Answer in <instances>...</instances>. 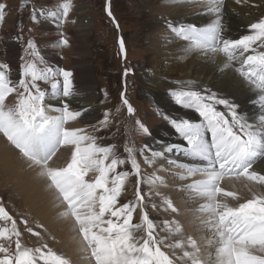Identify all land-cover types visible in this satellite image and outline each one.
Returning a JSON list of instances; mask_svg holds the SVG:
<instances>
[{"label": "snow or ice", "instance_id": "1", "mask_svg": "<svg viewBox=\"0 0 264 264\" xmlns=\"http://www.w3.org/2000/svg\"><path fill=\"white\" fill-rule=\"evenodd\" d=\"M247 2L234 0L235 5ZM185 3L202 8L201 14L212 16L211 23L169 25L171 31L187 42L189 51L205 57L222 54L233 65L238 61L236 71L258 90L260 107L264 108V16L245 25L244 34L233 38L226 22L228 0ZM6 8L0 3V26L5 21ZM73 8V0H62L54 10L32 6L29 18L33 24H50L59 33L57 46L69 47L70 39L63 29L67 23H75L69 19ZM106 11L114 20L110 0ZM20 31L14 37L22 46L19 78H14L9 63H0V134L29 167L38 169L40 177L48 181L56 199L65 206L61 215L74 220L75 230L82 237V250L94 264H264V193L230 206L224 198L240 197L221 187L225 178L242 177L264 188V169L256 167L258 161L264 160V115L258 124L254 123L238 111V103L211 90L174 91L175 102L199 117L198 122L169 120L183 145L161 150L148 143L139 149L125 145L123 151L127 155L121 158L116 145H102L98 141L104 137L95 135L110 128V114L106 111L98 123H88L89 109L72 103L79 94L74 73L51 64L41 55L36 41L25 42L22 28ZM28 31L34 29L30 27ZM119 49L126 59L122 37ZM128 74L125 69V77ZM121 99L128 114L134 116L135 109L124 93ZM52 100L58 101L59 106L51 104ZM75 121L85 126H72ZM135 123L140 134L152 135L143 123ZM62 148L70 151L69 162L64 167L50 166ZM122 166H127L126 170L118 171ZM153 167L155 171L148 176L146 168ZM172 167L182 170L180 180L196 175L205 177L187 188L206 201L200 208L206 213L201 223L211 233L209 246L214 251L202 248L196 238L183 236L185 230L178 220L158 224L150 218V211L158 208L178 212L168 197L158 190L152 191L165 184V178L156 173ZM89 173L93 174L90 179ZM130 177H135L134 198L122 201ZM142 184L149 186L148 192L142 191ZM153 195L161 198L159 206L153 202ZM0 222V264H72L46 242L27 246L25 233L43 239L41 233L29 226L26 217L18 223L2 198ZM161 232L168 235L162 236ZM169 237L174 242H169Z\"/></svg>", "mask_w": 264, "mask_h": 264}, {"label": "rangeland", "instance_id": "2", "mask_svg": "<svg viewBox=\"0 0 264 264\" xmlns=\"http://www.w3.org/2000/svg\"><path fill=\"white\" fill-rule=\"evenodd\" d=\"M61 2L62 0H0V3L7 5L5 21L0 26V63L10 64L14 69L15 79L19 78V57L22 55V46L15 41L14 37L21 34L22 28L25 42L28 39H34L41 50V55L46 60L74 73V84L79 94L74 96L73 100L82 102L83 108L89 109L88 123H98L106 111L110 114L112 121L110 128L102 133H95V135L104 137L98 141L102 145H116L121 158H125L127 155L123 151L125 145H134L139 149L148 143L155 133L163 132L161 130L162 123L158 121H167L164 120L165 117L177 120L189 118L171 109L160 107L159 101L154 99L153 90L149 88L148 84L142 85L138 81L143 80L141 79L143 70L149 67L152 54L159 50L155 45L158 41L157 32L148 27L151 21L149 12L152 4L147 5L141 0H110L111 11L115 18L113 20L107 15L108 0H73L74 8L69 19L70 21L74 20L75 23L69 22L63 29L70 39V46L62 47L57 46V41L60 39L58 30L48 23L33 24L29 18L32 6H43L46 9L54 10ZM155 6L159 7L158 4ZM82 24L88 26L82 28ZM117 24L119 28H117ZM30 27L34 29L31 33L28 31ZM121 37L126 45V59L119 49ZM186 43L177 39L171 41V45H161L160 49H167L174 45L179 46V48L184 45L183 48H185ZM11 47L15 48L12 49ZM125 69L129 70L126 77L124 75ZM136 77L139 79L137 80ZM177 85H192L194 90H211L216 94L219 93L218 90L210 88L207 84L200 85L196 82L183 81L177 82ZM42 86L47 87V85ZM189 89L190 87H187V90ZM122 93L135 109L134 116H130L126 106L123 105ZM137 120L149 129L151 136H143L139 133L135 123ZM73 125L85 126L79 121L72 122ZM89 131L91 130L89 129ZM0 139L3 140V147L0 146V198L3 199L10 214L18 220V223L21 217H26L29 220V226L33 227L35 231H39L43 237L40 239L32 236L31 233H25L27 246L36 247L46 242L58 254L70 259L72 264H94V261L89 259L88 253L82 250L84 247L82 237L80 236L79 241L73 238L76 233L78 234L75 230L74 220L66 219L61 215L65 211V206L56 199V194L50 196L46 195L48 193L42 194L38 191V189L41 190L39 188L41 183L37 178L38 169L29 167L28 163L6 141L2 134H0ZM2 149L7 150L6 153L2 152ZM68 151V149L62 148L50 166H53L57 158L63 157ZM70 155L69 157L64 156L66 157V164L70 160ZM126 167L122 166L118 171L126 170ZM168 167L167 164L164 165V168L167 169ZM154 171V167L146 168L148 176H151ZM181 172V169L172 167L168 171L156 173L165 178V184L158 188L154 187L153 193L156 190L160 191L178 209L177 213L165 212L162 208L150 211V218H154L158 224L161 221L173 219L182 224L180 208H183L187 213L196 214L197 212L201 213V205L206 203L197 192L187 188L194 181L203 180L205 177L196 175L188 180H180L178 176ZM92 175L89 173L87 178L90 179ZM226 179L237 178H225L224 180ZM33 180L38 183L33 182ZM134 180L135 177L129 178V182L126 184V193L121 197L122 201L134 198ZM224 180L221 187L227 191L237 192L235 188H231L232 185L226 184ZM247 182L251 185L253 194L264 193V188L261 186L250 181ZM141 188L143 192L149 191V186L146 184H142ZM238 196L240 197L239 200H232L230 197L224 199L230 206H236L240 202L251 199L249 197L243 198L239 193ZM152 200L158 206L161 204V198L158 196L153 195ZM40 225L42 227H38ZM0 226H2V222H0ZM182 226L185 230L183 224ZM198 232L197 229L192 234L184 231L182 235L196 238L199 242H201L202 237H205V240L208 237L211 238V234L201 236ZM161 235L167 236L168 233L161 232ZM169 242H174L173 238L169 237ZM201 244L203 243L201 242ZM204 246H207L209 251H214L209 244L201 245L202 248Z\"/></svg>", "mask_w": 264, "mask_h": 264}, {"label": "bare ground", "instance_id": "3", "mask_svg": "<svg viewBox=\"0 0 264 264\" xmlns=\"http://www.w3.org/2000/svg\"><path fill=\"white\" fill-rule=\"evenodd\" d=\"M141 2L146 3L147 5L152 4V8L149 12L151 21L148 27L154 30V32H157L156 36L158 41L155 45L159 50L152 54V57L149 60V67L143 70V73L141 74V79L143 80H138L139 78L137 79V77L136 79L142 85L148 84L149 88L153 90L154 99L159 101L160 107L163 109H171L172 111L188 116V120L198 122L199 117L197 114L193 110L179 106L174 102L175 98L173 95L174 91L187 90V87H190V89L194 88L192 85L178 86L177 82H196L200 85L207 84L210 88L218 90V95L226 96L238 103L240 105L238 111L245 114L252 122L258 124L260 122V116L264 115V108L260 107L258 90L248 85L236 71L238 61L235 65L228 63L225 61L222 54L214 57H205L199 52L189 51L187 47L183 48L184 45L181 48L174 45L167 49H160L161 45H171V41L177 39L183 41L180 37L175 36L172 33L169 25L179 26L195 23L199 26H206L211 23L212 16L201 14L204 11L202 8L197 7L195 4L185 3V0H157L154 2L151 0H141ZM228 3L230 11L226 17V22L230 27V35L233 38L244 34L245 25L264 16V0H248L247 3L241 5H235L234 0H228ZM156 4H158L159 7L155 6ZM86 26L88 25H81L82 28H85ZM11 48L13 49L15 47ZM178 87H180V89H178ZM50 103L57 107L59 106L58 101L56 100H52ZM72 103L74 106L83 108V105H81L82 102L80 101L72 100ZM170 119L164 118V120H167L168 122L158 121L162 123L161 130H163V132L155 133L152 139L148 142V144L156 150H161L164 147L171 145L182 146L184 143L169 123ZM2 144L3 140L0 139V146ZM1 147H3V145ZM2 150V152L5 153L7 151H4V149ZM69 155L68 151L64 156L69 157ZM64 156L57 158L52 167L66 166V157ZM172 158L177 159L175 156ZM179 159L182 161L184 160L183 157H180ZM256 167L258 170L264 169V160L258 161ZM37 178L41 183V186L39 187L41 190L38 189V191L42 194L48 193L46 195L55 196L54 190H51L48 186V181L41 178L39 174ZM224 181L226 184L232 185L231 188H235L243 198H252L253 193L251 185L247 184L248 182L246 179H226ZM33 182L38 183L35 180H33ZM180 215L185 231H188V233L192 234L197 229L201 236L211 234L201 223L203 219H206V213H187L183 208H180ZM73 238L77 241L81 239L80 235L77 233ZM209 239L210 237L206 240L205 237H202L201 242L203 244L201 245L209 244Z\"/></svg>", "mask_w": 264, "mask_h": 264}]
</instances>
